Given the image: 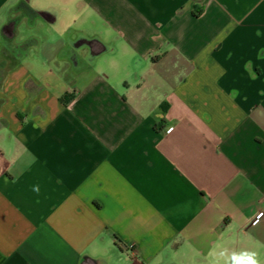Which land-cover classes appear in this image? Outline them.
<instances>
[{
	"label": "crops",
	"instance_id": "1",
	"mask_svg": "<svg viewBox=\"0 0 264 264\" xmlns=\"http://www.w3.org/2000/svg\"><path fill=\"white\" fill-rule=\"evenodd\" d=\"M250 257L264 0H0V264Z\"/></svg>",
	"mask_w": 264,
	"mask_h": 264
},
{
	"label": "clouds",
	"instance_id": "2",
	"mask_svg": "<svg viewBox=\"0 0 264 264\" xmlns=\"http://www.w3.org/2000/svg\"><path fill=\"white\" fill-rule=\"evenodd\" d=\"M38 190V189H37ZM248 264H257V261L251 259V257L249 258V262Z\"/></svg>",
	"mask_w": 264,
	"mask_h": 264
},
{
	"label": "built area",
	"instance_id": "3",
	"mask_svg": "<svg viewBox=\"0 0 264 264\" xmlns=\"http://www.w3.org/2000/svg\"><path fill=\"white\" fill-rule=\"evenodd\" d=\"M260 217V215L258 216V218ZM129 247H131V244H128Z\"/></svg>",
	"mask_w": 264,
	"mask_h": 264
},
{
	"label": "trees",
	"instance_id": "4",
	"mask_svg": "<svg viewBox=\"0 0 264 264\" xmlns=\"http://www.w3.org/2000/svg\"><path fill=\"white\" fill-rule=\"evenodd\" d=\"M64 102V101H63ZM66 102V101H65Z\"/></svg>",
	"mask_w": 264,
	"mask_h": 264
}]
</instances>
